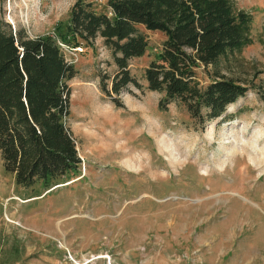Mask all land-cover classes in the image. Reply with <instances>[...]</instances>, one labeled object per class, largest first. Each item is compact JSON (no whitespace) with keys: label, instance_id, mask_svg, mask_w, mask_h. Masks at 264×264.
Returning a JSON list of instances; mask_svg holds the SVG:
<instances>
[{"label":"rangeland","instance_id":"1","mask_svg":"<svg viewBox=\"0 0 264 264\" xmlns=\"http://www.w3.org/2000/svg\"><path fill=\"white\" fill-rule=\"evenodd\" d=\"M73 1L0 0V18L53 33ZM233 1L252 15L250 41L217 68L248 88L202 123L145 85L160 30L139 25L148 46L128 67L142 86L119 94L100 88L116 68L101 38L62 46L80 171L23 186L0 156V264H264V0Z\"/></svg>","mask_w":264,"mask_h":264},{"label":"trees","instance_id":"2","mask_svg":"<svg viewBox=\"0 0 264 264\" xmlns=\"http://www.w3.org/2000/svg\"><path fill=\"white\" fill-rule=\"evenodd\" d=\"M103 1L97 9L93 0H74L67 21L53 33L30 36L0 18V156L20 185L48 188L80 171L66 123L69 80L77 70L63 45L94 48L101 38L116 68L101 74L100 88L119 94L129 84L142 86L128 67L148 46L139 25L160 30L165 37L144 68L145 85L162 92L160 107L176 102L200 123L219 116L248 88L217 68L221 56L250 41L252 15L233 0Z\"/></svg>","mask_w":264,"mask_h":264},{"label":"bare ground","instance_id":"3","mask_svg":"<svg viewBox=\"0 0 264 264\" xmlns=\"http://www.w3.org/2000/svg\"><path fill=\"white\" fill-rule=\"evenodd\" d=\"M148 116V115H147ZM149 119V118H148ZM150 122H151V120H150ZM101 129V128H100ZM94 133V132H93ZM108 137H110V138H112V135H107ZM120 136V135H119ZM115 138V137H114Z\"/></svg>","mask_w":264,"mask_h":264}]
</instances>
